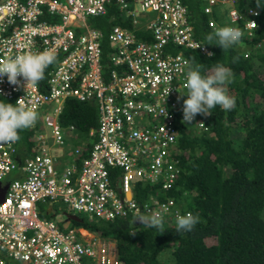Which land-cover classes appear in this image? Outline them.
Here are the masks:
<instances>
[{
	"label": "built area",
	"instance_id": "obj_1",
	"mask_svg": "<svg viewBox=\"0 0 264 264\" xmlns=\"http://www.w3.org/2000/svg\"><path fill=\"white\" fill-rule=\"evenodd\" d=\"M201 1L206 2L203 12L210 15L228 5L226 22L211 18L208 25L213 30L241 28L237 45L257 26L254 6L241 9L240 0ZM111 4L130 26L110 29L112 69L104 75L105 36L88 19L106 15ZM137 9L141 15L153 14L141 27L134 18ZM240 19L242 25L237 24ZM175 47L212 53L194 37L185 0H0V59L46 49L57 57L36 86L24 87L22 78L19 85L0 78V100L16 104L21 98L38 113L31 127L34 145L22 163L17 142L0 145V183H9L0 203V264H124L114 242L83 239L67 219L79 213L109 219L128 211L136 214L132 182L164 184L177 172L188 66L180 52H173ZM180 94L185 96L178 100ZM69 99L96 100L98 105L97 127L86 134L95 139L74 179V166L57 171L68 153L61 156L62 147L75 134L73 126L58 122ZM113 169L121 171L117 178L110 174ZM13 171L19 172L18 178L7 181ZM56 201L69 211L63 212V220L46 218ZM40 203L46 204L43 215ZM154 204L151 213L163 215L161 204Z\"/></svg>",
	"mask_w": 264,
	"mask_h": 264
},
{
	"label": "trees",
	"instance_id": "obj_2",
	"mask_svg": "<svg viewBox=\"0 0 264 264\" xmlns=\"http://www.w3.org/2000/svg\"><path fill=\"white\" fill-rule=\"evenodd\" d=\"M185 2L194 37L213 55L180 47L173 48V52H180L187 60L195 57L193 66L200 63L206 67L203 74L217 62L229 67L234 75L226 85L227 94L236 100L232 110L216 106L211 115L198 114L191 123L179 126L183 134L178 137V149L183 155L179 171L174 174L175 188L168 195L182 197L184 211L198 216L199 223L192 231L177 232L174 217L163 222V233L138 222L132 225L135 215L152 214L156 195L162 191L161 185L140 179L131 184L136 214L128 211L124 217L113 219L83 217L81 221H71L72 226L113 240L118 259L124 264H264V0H260L261 8H257L256 0H240L241 9L251 5L259 11V25L251 36L226 52L217 45L205 44L206 34L213 31L208 26L210 17L203 13L206 2ZM214 18L220 20L215 15ZM243 22L240 19L237 24ZM88 24L104 33L101 62L103 74L107 75L112 69L107 35L114 25L130 26V22L112 6L106 15L88 19ZM3 102L14 105L11 100ZM58 122L63 127L73 125L78 134L77 139L69 141L68 153L57 167L61 174L74 166V179L95 139L86 134L98 124L96 100H67ZM195 126L201 129L197 131ZM31 135V129L19 130L17 156L21 163L32 151ZM16 172L6 180L18 178ZM120 173L119 169L110 170L115 178ZM112 184L116 186L117 181L112 180ZM45 206L40 203L41 215ZM133 231L136 234L129 235ZM207 239L215 242L208 244Z\"/></svg>",
	"mask_w": 264,
	"mask_h": 264
},
{
	"label": "clouds",
	"instance_id": "obj_3",
	"mask_svg": "<svg viewBox=\"0 0 264 264\" xmlns=\"http://www.w3.org/2000/svg\"><path fill=\"white\" fill-rule=\"evenodd\" d=\"M256 5L257 8L262 7L260 0H256ZM256 14L259 15V13ZM256 22L257 25H259L257 20ZM251 23L255 24L254 22ZM242 36L243 31L239 27H219L206 34L205 44L217 45L223 49V52H226L232 46L238 44L241 41ZM207 54L209 57L213 55L211 52H208ZM56 58L57 57L52 50L46 49L40 52L28 51L14 57H9L8 59H0V78L6 76L8 83L11 85H19L21 83L19 78H22L23 81L26 82L24 87L29 85L36 86L44 79L45 69L55 63ZM194 61H196L195 57L185 60L188 70L185 84L187 89V99L183 100L182 107L183 124L191 123L198 114L203 116L211 115V110L216 106H219L225 111L232 110L236 106L235 97L229 96L226 88V85L231 83L233 80L234 74L232 70L229 67L217 62L210 66V71L207 74H203L206 67L200 63H196L195 66H193ZM183 96L185 95L180 94L178 100ZM7 100L9 99L5 98L0 100V145L14 144L18 142L20 140L19 130L31 129V127H33L38 120V113L34 109L28 108L21 101V98L16 102V104L13 100H11L14 105L3 102ZM72 138L77 139L78 134L75 132ZM72 138L68 139L66 143L68 144L66 147L68 149L70 147L69 141ZM68 149H65V151H68ZM185 158H187V156ZM178 171L179 167H177V172ZM155 183L162 186V191L160 194L156 195L157 198L155 200L161 204L163 215L160 212H153L150 215L137 214L132 218L131 224L133 225L138 222L142 224L143 227L154 228L160 233H163L165 231L163 224L164 220L166 221L167 219L175 217L177 232L192 231L194 226L199 223V217L194 216L189 211H184V201L182 197H173L168 195V193L175 188L174 185L176 181L174 180V175L166 179L164 184L162 181ZM57 215L62 217L61 220L64 219V213L62 212L61 214H58L55 209L46 218L53 219ZM76 215L82 220L83 217L80 216V214ZM85 217L92 219L102 216H88L85 214ZM77 229L80 237L83 239H89L92 236L98 237L99 240L103 239L98 235L91 233L87 228L79 227ZM82 230L90 232L92 235L81 233ZM135 234V231L129 233V235ZM104 240L114 242L110 239Z\"/></svg>",
	"mask_w": 264,
	"mask_h": 264
},
{
	"label": "rangeland",
	"instance_id": "obj_4",
	"mask_svg": "<svg viewBox=\"0 0 264 264\" xmlns=\"http://www.w3.org/2000/svg\"><path fill=\"white\" fill-rule=\"evenodd\" d=\"M112 6H114V5H111L110 7L108 6V11L111 9ZM115 9H116V6H114V11H115ZM134 14L136 15V17H134V18H136L138 20V26L139 27L144 26L147 23V18L153 16V14H151V13H149L147 15H144V14L141 15L139 9H137L136 11H134ZM247 54H248V52H247ZM67 146H68V144H66V145H64L62 147V154H61V156L64 155L65 149H68V148H66ZM16 173H17L16 171L15 172L13 171L9 175L11 177H13V175H15ZM53 208L56 210V212H58V214H61L64 211L69 212L68 209H67V207L62 202H60V201L53 202ZM70 213H72V212H70ZM79 214H80V216L85 217V214L84 213H79ZM55 219H60L61 220L62 217L61 216L55 217ZM81 233H84V231L82 230ZM210 239H207L206 240L208 244H211V241L212 242H215V240H210Z\"/></svg>",
	"mask_w": 264,
	"mask_h": 264
},
{
	"label": "flooded vegetation",
	"instance_id": "obj_5",
	"mask_svg": "<svg viewBox=\"0 0 264 264\" xmlns=\"http://www.w3.org/2000/svg\"><path fill=\"white\" fill-rule=\"evenodd\" d=\"M222 5V4H221ZM226 5V4H225ZM222 5L218 10H215V13L214 14H212V15H210V14H207L209 17H210V19L211 18H214V15L215 16H217L218 18H220V20H218V22L220 23V24H224L225 22H226V18H227V16H229V7H228V5ZM215 8H217V7H215ZM204 13V12H203ZM206 14V13H205ZM209 19V20H210ZM215 19V18H214ZM209 26V25H208ZM181 125H185V124H180L179 126H181ZM195 129L197 130V131H199V129L198 128H196L195 127ZM180 133V132H179ZM181 134H183V133H180V135Z\"/></svg>",
	"mask_w": 264,
	"mask_h": 264
},
{
	"label": "water",
	"instance_id": "obj_6",
	"mask_svg": "<svg viewBox=\"0 0 264 264\" xmlns=\"http://www.w3.org/2000/svg\"><path fill=\"white\" fill-rule=\"evenodd\" d=\"M9 183L6 182L4 184L0 183V203L4 200V194L8 187ZM67 220H73V221H81V218L77 216L76 214H69V218Z\"/></svg>",
	"mask_w": 264,
	"mask_h": 264
},
{
	"label": "crops",
	"instance_id": "obj_7",
	"mask_svg": "<svg viewBox=\"0 0 264 264\" xmlns=\"http://www.w3.org/2000/svg\"><path fill=\"white\" fill-rule=\"evenodd\" d=\"M20 174L22 175V173H21V172H20ZM83 231H85V230H83ZM88 234H89V235H92L90 232H88Z\"/></svg>",
	"mask_w": 264,
	"mask_h": 264
},
{
	"label": "bare ground",
	"instance_id": "obj_8",
	"mask_svg": "<svg viewBox=\"0 0 264 264\" xmlns=\"http://www.w3.org/2000/svg\"><path fill=\"white\" fill-rule=\"evenodd\" d=\"M84 233H87V235H88V232L84 231Z\"/></svg>",
	"mask_w": 264,
	"mask_h": 264
}]
</instances>
